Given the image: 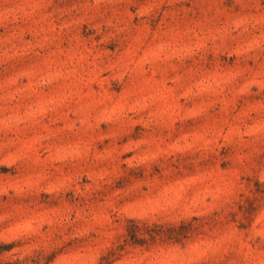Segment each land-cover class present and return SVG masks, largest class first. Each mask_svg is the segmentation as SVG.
Returning <instances> with one entry per match:
<instances>
[{
	"label": "rangeland",
	"instance_id": "obj_1",
	"mask_svg": "<svg viewBox=\"0 0 264 264\" xmlns=\"http://www.w3.org/2000/svg\"><path fill=\"white\" fill-rule=\"evenodd\" d=\"M0 264H264V0H0Z\"/></svg>",
	"mask_w": 264,
	"mask_h": 264
}]
</instances>
